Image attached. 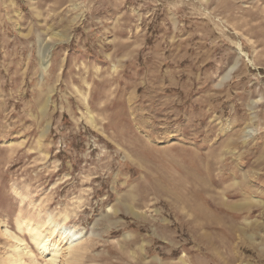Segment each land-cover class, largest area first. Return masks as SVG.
Instances as JSON below:
<instances>
[{
  "label": "rangeland",
  "instance_id": "374dc122",
  "mask_svg": "<svg viewBox=\"0 0 264 264\" xmlns=\"http://www.w3.org/2000/svg\"><path fill=\"white\" fill-rule=\"evenodd\" d=\"M64 211L59 264H264V0H0V259Z\"/></svg>",
  "mask_w": 264,
  "mask_h": 264
},
{
  "label": "bare ground",
  "instance_id": "6f19581e",
  "mask_svg": "<svg viewBox=\"0 0 264 264\" xmlns=\"http://www.w3.org/2000/svg\"><path fill=\"white\" fill-rule=\"evenodd\" d=\"M69 217L70 213L64 211L56 216H48L47 219L38 223L18 220L19 223L16 225L20 232L29 233V239L44 264H59L68 260L77 262L79 258L76 254L86 252L87 245L83 244L81 232H75L64 226ZM1 234L7 236L11 245L9 253H5L0 259V264H25V258H28L29 264H37L31 250L19 236L10 233L4 225Z\"/></svg>",
  "mask_w": 264,
  "mask_h": 264
}]
</instances>
